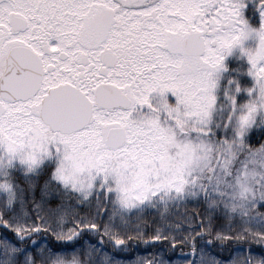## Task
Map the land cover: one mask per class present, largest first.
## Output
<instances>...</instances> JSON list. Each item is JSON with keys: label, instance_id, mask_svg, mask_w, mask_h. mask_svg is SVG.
Masks as SVG:
<instances>
[{"label": "snow or ice", "instance_id": "1", "mask_svg": "<svg viewBox=\"0 0 264 264\" xmlns=\"http://www.w3.org/2000/svg\"><path fill=\"white\" fill-rule=\"evenodd\" d=\"M0 264H264V0H0Z\"/></svg>", "mask_w": 264, "mask_h": 264}, {"label": "trees", "instance_id": "2", "mask_svg": "<svg viewBox=\"0 0 264 264\" xmlns=\"http://www.w3.org/2000/svg\"><path fill=\"white\" fill-rule=\"evenodd\" d=\"M150 222V221H149ZM141 247H144V245H141Z\"/></svg>", "mask_w": 264, "mask_h": 264}]
</instances>
